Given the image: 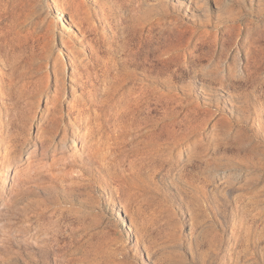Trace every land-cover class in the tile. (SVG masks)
Returning <instances> with one entry per match:
<instances>
[{"label":"rangeland","instance_id":"1","mask_svg":"<svg viewBox=\"0 0 264 264\" xmlns=\"http://www.w3.org/2000/svg\"><path fill=\"white\" fill-rule=\"evenodd\" d=\"M0 264H264V0H0Z\"/></svg>","mask_w":264,"mask_h":264}]
</instances>
